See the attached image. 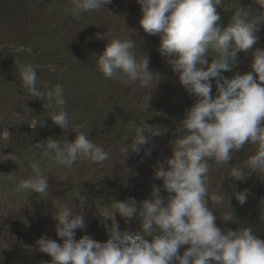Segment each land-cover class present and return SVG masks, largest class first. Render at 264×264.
Masks as SVG:
<instances>
[{
  "label": "clouds",
  "instance_id": "clouds-1",
  "mask_svg": "<svg viewBox=\"0 0 264 264\" xmlns=\"http://www.w3.org/2000/svg\"><path fill=\"white\" fill-rule=\"evenodd\" d=\"M111 2L71 0V14L79 17ZM221 3L222 0H138L141 27L145 33L159 36L161 55L196 99L176 127L172 156L166 161L167 167L161 166L156 172L162 184L153 187L152 198L142 201L139 207L134 198L116 201L114 210L106 209L103 214L108 218H113L114 212L125 218L141 217L142 232L121 231L113 218L105 241L87 234L75 239L76 230L86 227L84 217L71 206H63L55 213V231L62 243L46 235L35 241L36 249L51 257L42 264H264V239L247 226L222 230L210 206V202L224 203L222 184L226 177L243 181L252 172L259 177L264 174V48L253 50L264 26V0H251L252 6L235 11L227 25L221 23L216 9ZM95 35L106 39L104 34ZM134 48L132 39L107 40L102 54L97 55L98 71L105 79L125 87L133 83L150 87L154 73L149 59L147 55L137 58ZM209 49L216 53L210 64L206 58ZM250 50L252 71L226 77L223 73L232 71L238 63V53ZM16 63L23 89L32 98L47 100L44 107L49 109L29 127L43 126L47 117L61 129L71 131L74 126L63 107V86L56 84L42 90L38 87L39 65ZM205 64L206 69L198 67ZM158 135V126L140 121L134 134L119 144V156L124 161L130 151L139 154L142 150L150 155L144 146ZM12 139L8 128L0 129V149L9 147ZM245 144L254 150L243 164L233 166V154ZM32 147L39 150V158L28 160L31 174L19 179L18 188L36 194L49 191L43 161L51 159L70 168L78 160L103 164L111 155L110 149L95 143L86 132H76L72 140L48 137ZM4 160L20 165L11 151H0V161ZM219 168H224L226 174L217 190L210 191L212 174ZM230 187L235 188V184ZM234 195L243 205L251 193L245 189ZM222 218L231 221L227 215ZM29 250L34 249L30 246Z\"/></svg>",
  "mask_w": 264,
  "mask_h": 264
},
{
  "label": "rangeland",
  "instance_id": "rangeland-1",
  "mask_svg": "<svg viewBox=\"0 0 264 264\" xmlns=\"http://www.w3.org/2000/svg\"><path fill=\"white\" fill-rule=\"evenodd\" d=\"M250 6L251 0H222L216 9L224 25L235 11ZM104 7L77 17L71 14V0H0V129L8 128L13 137L9 147L0 151H11L20 161V165L12 160L0 161V264L50 261V256L36 249L35 241L46 235L62 243L55 231V213L63 206H71L84 217L86 227L76 230L75 239L87 234L105 241L113 218L121 231L142 232L141 217L125 218L114 212L113 218H108L103 214L106 209L114 210L116 201L130 198L139 207L142 201L152 198L153 187L162 184L156 172L161 166L166 168V161L172 156L173 141L177 138L173 128L196 98L181 85L178 74L161 55L159 36L147 34L141 27L138 0H112ZM254 7L259 9L258 5ZM96 33L104 34L106 39H98ZM258 36L253 50L264 48V26ZM112 37L132 39L137 58L147 55L154 73L150 87L144 88L139 83L125 87L105 79L98 71L97 55L102 54ZM250 52L238 53V63L232 71L223 74L231 78L234 73L252 71ZM215 55L214 50H208L209 64ZM16 62L39 65L38 87L42 90L56 84L63 86V107L74 126L71 131L61 129L47 117L43 126L29 127L34 120L47 115L49 109L44 107L47 100L32 98L23 89ZM207 66L198 65L203 69ZM215 92L213 81L212 94ZM143 120L158 126L161 135L144 146L150 155H145V150L139 154L130 151L123 161L118 146L125 137L134 134ZM76 132H86L95 143L110 149V159L103 164L78 160L70 168L48 159L42 162L49 178L47 193L18 188L19 179L31 174L28 160L39 158V150L33 144L48 137L72 140ZM252 150L251 145L245 144L233 154L232 165L243 164ZM225 174L224 168L213 172L210 191L217 190ZM261 178L264 174L259 177L256 172L243 181L225 178L224 203L210 202L218 227L226 230L247 226L264 239V179ZM245 189L251 195L241 205L234 192ZM225 215L231 221L224 220ZM30 246L34 250L30 251Z\"/></svg>",
  "mask_w": 264,
  "mask_h": 264
},
{
  "label": "trees",
  "instance_id": "trees-1",
  "mask_svg": "<svg viewBox=\"0 0 264 264\" xmlns=\"http://www.w3.org/2000/svg\"><path fill=\"white\" fill-rule=\"evenodd\" d=\"M224 25H227V23H225ZM174 126H176V125H174ZM173 129L175 130L176 128L174 127Z\"/></svg>",
  "mask_w": 264,
  "mask_h": 264
}]
</instances>
